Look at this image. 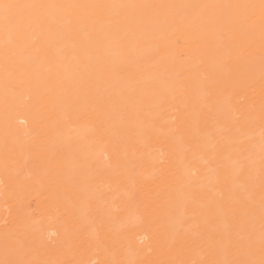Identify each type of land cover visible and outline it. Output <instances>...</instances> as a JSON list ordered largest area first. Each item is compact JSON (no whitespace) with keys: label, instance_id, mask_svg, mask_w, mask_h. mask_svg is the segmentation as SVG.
<instances>
[{"label":"bare ground","instance_id":"obj_1","mask_svg":"<svg viewBox=\"0 0 264 264\" xmlns=\"http://www.w3.org/2000/svg\"><path fill=\"white\" fill-rule=\"evenodd\" d=\"M0 264H264V0H0Z\"/></svg>","mask_w":264,"mask_h":264}]
</instances>
